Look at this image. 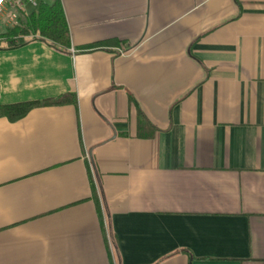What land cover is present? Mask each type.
<instances>
[{"label": "crops", "instance_id": "1", "mask_svg": "<svg viewBox=\"0 0 264 264\" xmlns=\"http://www.w3.org/2000/svg\"><path fill=\"white\" fill-rule=\"evenodd\" d=\"M60 1L0 37V106L71 96L0 116V264H264V0Z\"/></svg>", "mask_w": 264, "mask_h": 264}, {"label": "trees", "instance_id": "2", "mask_svg": "<svg viewBox=\"0 0 264 264\" xmlns=\"http://www.w3.org/2000/svg\"><path fill=\"white\" fill-rule=\"evenodd\" d=\"M27 36L50 40L66 49L70 46V33L60 0H52L50 4L41 2L34 10L20 17L19 23L1 33L10 47L23 44ZM71 100L70 95L45 101H28L0 106V116L10 120L23 117L32 107L43 104H60Z\"/></svg>", "mask_w": 264, "mask_h": 264}, {"label": "built area", "instance_id": "3", "mask_svg": "<svg viewBox=\"0 0 264 264\" xmlns=\"http://www.w3.org/2000/svg\"><path fill=\"white\" fill-rule=\"evenodd\" d=\"M42 0H0V19L6 23H16L20 13L27 14L29 9L37 8ZM32 37V36H30ZM121 53H123L120 50Z\"/></svg>", "mask_w": 264, "mask_h": 264}, {"label": "rangeland", "instance_id": "4", "mask_svg": "<svg viewBox=\"0 0 264 264\" xmlns=\"http://www.w3.org/2000/svg\"><path fill=\"white\" fill-rule=\"evenodd\" d=\"M23 15L24 14L20 13L18 15L17 22L16 23H11V24L6 23V19L5 18L0 19V37H1V33H3L5 30H7L8 28H12V27L16 26L19 23V21H20V17H22Z\"/></svg>", "mask_w": 264, "mask_h": 264}]
</instances>
